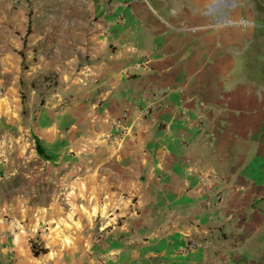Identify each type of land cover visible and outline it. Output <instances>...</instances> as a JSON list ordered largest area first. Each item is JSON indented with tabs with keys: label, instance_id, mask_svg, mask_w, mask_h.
Masks as SVG:
<instances>
[{
	"label": "crops",
	"instance_id": "1",
	"mask_svg": "<svg viewBox=\"0 0 264 264\" xmlns=\"http://www.w3.org/2000/svg\"><path fill=\"white\" fill-rule=\"evenodd\" d=\"M243 2L0 1V185L7 153L32 145L58 170L84 162L106 198L102 260L50 240L34 256L37 217L1 202L0 264H264V28H182L250 17ZM49 74L57 85L35 106L31 84ZM153 91L163 103L137 116ZM125 111L118 140L112 122ZM200 173L224 194L215 210L200 208ZM190 236L210 249L185 250Z\"/></svg>",
	"mask_w": 264,
	"mask_h": 264
},
{
	"label": "rangeland",
	"instance_id": "2",
	"mask_svg": "<svg viewBox=\"0 0 264 264\" xmlns=\"http://www.w3.org/2000/svg\"><path fill=\"white\" fill-rule=\"evenodd\" d=\"M243 4H246L250 11V17L255 21L256 27L264 28V0H244ZM5 12V9H0V13ZM1 25L0 22V28ZM8 39L6 35L0 34V46H5ZM1 55L4 54L0 53ZM48 76L41 80L42 85L38 84V78L31 84L37 96L35 106L39 100H43V96L51 90V87L57 85L55 76L52 77L51 74ZM6 86L7 84L0 86V93L5 92ZM19 97L21 101L27 99V91L22 85H19ZM122 138L123 136L117 137L118 140ZM32 147L27 145L26 150L23 149L22 153L19 151L20 154L13 148L7 153L9 157L7 156V163L1 172L5 180L0 185V203H12L15 207L24 206L31 211L35 209L33 212L28 211L24 214L27 218L37 217L38 223H35L33 233L45 234L44 241L40 243L39 237L37 241H33L32 237L31 241L35 244L43 245L46 240H50V243L62 250L74 249V252L78 254L80 251H85L86 256H82L80 260L87 256L97 259L99 252L96 241L100 238L99 226L101 219L105 216L103 203L106 199L101 196L103 186L100 178L87 181L85 175L89 168L86 169L82 161H78L76 165L62 164L63 167L58 170L54 167L56 163L41 160L42 158L38 157ZM46 209L50 211L48 214L60 217V222L55 223L52 216L49 221L47 218L44 219ZM45 247L48 249L51 246L44 244L43 248ZM53 253L49 252L50 256H53Z\"/></svg>",
	"mask_w": 264,
	"mask_h": 264
},
{
	"label": "built area",
	"instance_id": "3",
	"mask_svg": "<svg viewBox=\"0 0 264 264\" xmlns=\"http://www.w3.org/2000/svg\"><path fill=\"white\" fill-rule=\"evenodd\" d=\"M9 5V7H15L20 2V0H0ZM220 25V26H237L240 28L255 27V21L247 16H230L222 15L215 19L213 24H207L203 26L191 27L188 25H182L184 30H187L191 33H195L199 29H207L209 26ZM149 94L143 93V97H148ZM163 92L153 91L150 93L148 98L144 99V104L142 106H136L135 112L139 117H144L150 114L151 108L155 105H160L163 103ZM161 102H160V101ZM128 120V113L125 111L120 116L115 118L112 122L113 128L117 134V137L121 138L124 132L127 131L126 122ZM198 182L200 183V190L202 191L203 198L201 200V209L215 210L219 207L221 202L224 199L223 192L215 186V183L212 182L211 176L209 174L200 173L197 175ZM212 215H210L211 217ZM211 243L206 238H198L190 236L186 245L185 250H193L196 248L201 249H210ZM98 260H102L100 254L97 255ZM221 260H217L215 264H221Z\"/></svg>",
	"mask_w": 264,
	"mask_h": 264
},
{
	"label": "trees",
	"instance_id": "4",
	"mask_svg": "<svg viewBox=\"0 0 264 264\" xmlns=\"http://www.w3.org/2000/svg\"><path fill=\"white\" fill-rule=\"evenodd\" d=\"M46 249L41 245H37L34 242H31V252L34 256H37L40 252H45Z\"/></svg>",
	"mask_w": 264,
	"mask_h": 264
}]
</instances>
